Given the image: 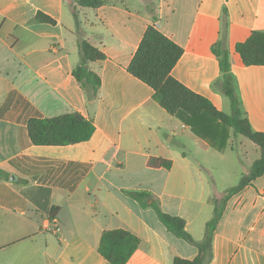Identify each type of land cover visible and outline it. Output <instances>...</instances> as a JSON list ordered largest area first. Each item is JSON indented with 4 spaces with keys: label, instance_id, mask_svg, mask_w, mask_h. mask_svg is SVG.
<instances>
[{
    "label": "crops",
    "instance_id": "obj_1",
    "mask_svg": "<svg viewBox=\"0 0 264 264\" xmlns=\"http://www.w3.org/2000/svg\"><path fill=\"white\" fill-rule=\"evenodd\" d=\"M101 2L94 9L76 6L84 39L105 57L88 64L100 80L88 101L72 75L80 54L68 0H0V169L9 174L0 178V264H110L98 246L102 232L115 229L140 240L126 264H173L198 255L152 209L122 193L149 192L199 242L214 195L235 186L224 166L226 151L234 153L229 139L222 149L211 147L127 72L149 26L183 50L172 78L224 114L230 105L215 85L221 75L211 48L228 51L241 112L252 131L264 132V66H242L234 53L251 32L264 31V0ZM38 13L54 23L36 21ZM72 113L94 126L89 141L31 144L29 119ZM151 158L171 161L170 169L148 167ZM211 249L209 264H264V174L227 201Z\"/></svg>",
    "mask_w": 264,
    "mask_h": 264
},
{
    "label": "trees",
    "instance_id": "obj_2",
    "mask_svg": "<svg viewBox=\"0 0 264 264\" xmlns=\"http://www.w3.org/2000/svg\"><path fill=\"white\" fill-rule=\"evenodd\" d=\"M83 8H97L101 0H71ZM75 9H73L74 15ZM226 17V10H222ZM76 20V17L74 15ZM36 21L53 24L54 21L41 14H36ZM77 21V20H76ZM77 23V22H76ZM80 63L73 69L72 75L85 91L88 101L95 99L100 86L98 76L88 69V64L103 60L105 57L91 47L86 40L77 41ZM183 50L170 39L149 26L135 52L127 72L146 84L153 92L158 105L170 116L188 125L196 137L205 140L215 149H222L229 138V130L234 136H243L254 143L260 151L255 160L238 183L221 193L214 195V208L211 219L206 223L203 239L196 242L185 231L184 221L170 216L159 207L152 195L146 191H123V195L136 202L142 209L153 210L160 224L176 238L196 247L198 255L191 261L175 258L173 264H209L212 258L211 243L214 231L221 219L227 201L240 193L247 186L264 174V132L251 130L247 119L240 109V100L235 90L234 79L230 73V56L220 45L211 48V53L218 61L220 78L216 86L228 99L230 114L217 111L206 98L199 96L174 80L171 71L180 59ZM242 66H264V31L251 32L242 43L234 46ZM94 133L92 123L77 113L54 118H31L27 121V135L32 145L39 147L69 146L90 140ZM148 167L169 170L171 161L151 158ZM0 178L8 180L9 174L0 169ZM51 217L55 213H51ZM140 244L135 235L123 229L102 232L98 253L110 264H126Z\"/></svg>",
    "mask_w": 264,
    "mask_h": 264
},
{
    "label": "rangeland",
    "instance_id": "obj_3",
    "mask_svg": "<svg viewBox=\"0 0 264 264\" xmlns=\"http://www.w3.org/2000/svg\"><path fill=\"white\" fill-rule=\"evenodd\" d=\"M72 6H73V9H75L74 15L77 20L76 22H77V28H78V39L85 40L84 32H82L80 25H79L80 21L78 19L79 17H78L77 9H76V6L78 5H76L73 2ZM228 139H229L228 144L230 145L231 149L234 150V153H231L230 151H226L227 159L224 162V166L231 168L230 183H232V185H236L239 181V175H240L239 173L242 172V168L248 169L247 167L248 164L254 159H256V157L260 156V151H259V148L254 143H252L250 140H248L247 138L243 136L232 135V138H231V135L229 134ZM211 154H214L212 156H216L215 153H211ZM207 160L217 163V160L214 157H207ZM235 171L238 172V174H236Z\"/></svg>",
    "mask_w": 264,
    "mask_h": 264
},
{
    "label": "water",
    "instance_id": "obj_4",
    "mask_svg": "<svg viewBox=\"0 0 264 264\" xmlns=\"http://www.w3.org/2000/svg\"><path fill=\"white\" fill-rule=\"evenodd\" d=\"M68 3L70 4V6H72L73 2L71 0H68ZM13 179L15 180L14 176H11V181H13Z\"/></svg>",
    "mask_w": 264,
    "mask_h": 264
},
{
    "label": "built area",
    "instance_id": "obj_5",
    "mask_svg": "<svg viewBox=\"0 0 264 264\" xmlns=\"http://www.w3.org/2000/svg\"><path fill=\"white\" fill-rule=\"evenodd\" d=\"M54 232H58L59 231V227L58 226H56V225H54V230H53Z\"/></svg>",
    "mask_w": 264,
    "mask_h": 264
}]
</instances>
